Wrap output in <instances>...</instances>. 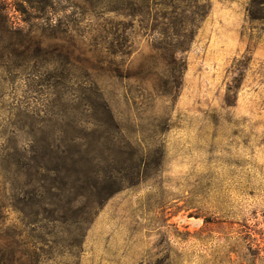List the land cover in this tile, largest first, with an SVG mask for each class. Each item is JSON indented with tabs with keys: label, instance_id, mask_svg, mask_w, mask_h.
I'll return each mask as SVG.
<instances>
[{
	"label": "rangeland",
	"instance_id": "obj_1",
	"mask_svg": "<svg viewBox=\"0 0 264 264\" xmlns=\"http://www.w3.org/2000/svg\"><path fill=\"white\" fill-rule=\"evenodd\" d=\"M15 1L0 34V264H264V6L251 20L250 0L196 1L166 36L163 0L150 17L57 0L52 23ZM101 99L117 126L99 127ZM70 119L79 179L108 185L62 222L43 189L30 198L26 165L63 137L41 127Z\"/></svg>",
	"mask_w": 264,
	"mask_h": 264
},
{
	"label": "trees",
	"instance_id": "obj_2",
	"mask_svg": "<svg viewBox=\"0 0 264 264\" xmlns=\"http://www.w3.org/2000/svg\"><path fill=\"white\" fill-rule=\"evenodd\" d=\"M16 1L15 5L18 8L19 6L23 7L25 3L34 4L32 6V9L38 11L34 18L40 21L44 20L52 23L53 16L59 13V10L56 6L57 0H37L38 4H35L36 0ZM116 1L122 4V6H124V10H126L128 14H130V16H151V0ZM196 1L200 0H175V2L177 3L172 2V0H163V2H160V4H162L164 7L163 10L165 11H162L161 15L163 16V18L170 21L168 27L164 29V31L166 32V36H168L167 33L169 32H171V35L173 36H177L182 33V28L175 25L174 22H176L177 19V22L182 25L183 19L178 18L184 13L182 9H186L188 6L192 5V3H194L193 6L196 8ZM4 3L5 0H0V34L12 32L13 28V23H11L8 18V15L6 13V6L4 5ZM173 4L175 9L181 10V13L177 14L176 11L173 13L166 12L169 8L172 7L171 5ZM260 5L264 6V0H250L248 16L251 20H255L257 18L256 9ZM174 15L176 17H171ZM203 15L201 17H203ZM195 17L198 18V16ZM195 17L191 20L192 22L190 21L191 23L195 22ZM172 18H174L175 21H171ZM163 32L162 34H164ZM189 33V39H193L195 35L194 29H190ZM65 58L69 60V55L66 54ZM69 63H71L70 60ZM94 114H97L96 118H98L97 120L99 122V127L107 124L108 119V124H111V126H117V124L114 122V117L112 116L108 105L104 101H102V99L100 103V109H95ZM60 123L63 124H59L55 120L51 121L50 123H45L43 127H41L42 129L54 127L56 130H58V134L63 135V137L60 139L59 144H55L54 141H47L46 143L41 145L43 148H45L43 153L35 154L27 158L28 163L26 165V175L28 177V185L33 189L31 190L30 198L33 196L42 197L43 195L41 193V190L43 189L44 193H47L49 196H51L48 202L44 200V204L50 206H57L56 210L62 212L61 214H59V220L63 222L62 219H64L65 222H68L67 218L69 217L67 216V214L70 212L76 214V211L71 208L72 204L78 205L83 199H87V206H89L88 211L91 212L90 208L92 209V202H96L97 204L101 203V197L92 201L91 194H95L96 196H98L97 194H99L106 187L105 185H108V181H105L104 179L102 181L99 180L97 184L93 186L91 185L92 187H90V185H88L86 182L81 181L79 179L80 160L77 159V157H74V153L72 152V150H70L76 140H83V138L81 139V137L70 134L72 132L71 130H74L76 125H78L79 123H77L75 120H71L70 123ZM53 147H55V149H52ZM93 188L96 190L97 194L94 192L95 190H92ZM64 190L70 194H72V191L74 190L75 196L70 199L71 201L67 202L68 205L65 204L58 206L56 203L60 201L59 197L61 196V193ZM80 190L82 192H80ZM89 191L90 193H87ZM113 192H116V190ZM52 197L55 199L51 200ZM42 210L44 212H55V209L47 210L46 208H43ZM84 214L89 215V213L85 211V213H82L80 215V220H77L76 223H81L83 220H85L83 219Z\"/></svg>",
	"mask_w": 264,
	"mask_h": 264
}]
</instances>
